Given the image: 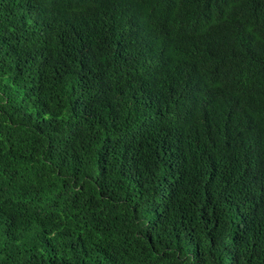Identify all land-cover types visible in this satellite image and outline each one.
Masks as SVG:
<instances>
[{"label":"trees","instance_id":"obj_1","mask_svg":"<svg viewBox=\"0 0 264 264\" xmlns=\"http://www.w3.org/2000/svg\"><path fill=\"white\" fill-rule=\"evenodd\" d=\"M0 264H264V0H0Z\"/></svg>","mask_w":264,"mask_h":264}]
</instances>
